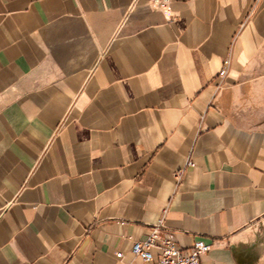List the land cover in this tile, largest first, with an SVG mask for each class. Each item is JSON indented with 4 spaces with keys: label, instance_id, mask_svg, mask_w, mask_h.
<instances>
[{
    "label": "crops",
    "instance_id": "0c3cea01",
    "mask_svg": "<svg viewBox=\"0 0 264 264\" xmlns=\"http://www.w3.org/2000/svg\"><path fill=\"white\" fill-rule=\"evenodd\" d=\"M162 217L264 264V0H0V264H152Z\"/></svg>",
    "mask_w": 264,
    "mask_h": 264
},
{
    "label": "built area",
    "instance_id": "2783aa9c",
    "mask_svg": "<svg viewBox=\"0 0 264 264\" xmlns=\"http://www.w3.org/2000/svg\"><path fill=\"white\" fill-rule=\"evenodd\" d=\"M153 3L167 7L170 0H153ZM224 72L225 70L222 74ZM188 164L194 165L192 161H189ZM180 175L181 173L176 174L177 177ZM165 228V218L162 217L158 223L152 226L147 238L133 243L131 250L134 256L152 264H201V256L213 249L212 244L199 239L190 249L185 250L177 244L173 233ZM153 249L157 250V254L153 252ZM122 256L123 252L117 254L118 258Z\"/></svg>",
    "mask_w": 264,
    "mask_h": 264
}]
</instances>
